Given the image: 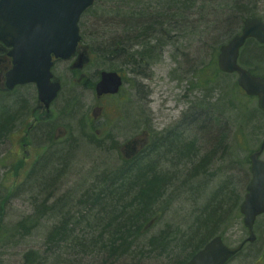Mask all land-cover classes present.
Returning <instances> with one entry per match:
<instances>
[{"label":"bare ground","instance_id":"1","mask_svg":"<svg viewBox=\"0 0 264 264\" xmlns=\"http://www.w3.org/2000/svg\"><path fill=\"white\" fill-rule=\"evenodd\" d=\"M107 1H113L112 8L105 9L102 15H111L115 21L108 25L107 33L101 35L105 42H100V37H91L96 44L94 51L98 57L97 70L91 72L89 68L93 62L91 52L88 61L84 62L86 55L84 52L89 53V50L82 47L83 36L86 34L81 26H79L81 39L75 53L69 59L57 58L54 55L52 57L53 66L58 62L83 64L84 68L89 65V75L85 74L83 78L81 73L83 69L71 68V73L75 77L79 76V79L73 82L74 87L68 92L60 108L56 109L54 106L61 101L63 93L67 91V85H63L54 72H52L51 81L59 83L60 89L52 101L47 103L40 100L35 83L18 85L13 89L0 83V98H4L0 101V111L4 110L2 107L11 106L14 115L18 118L17 123L5 131L1 138L0 149L22 129V139L28 141L29 147L31 143L35 144L42 153L40 159L38 158L39 160L32 164L27 173L25 184L30 185V187L27 186V191L24 190L25 192L22 191L18 196H14L9 194L10 189L0 182V189L7 191V194L2 192L0 196V248L9 246L8 243L17 245L16 247H24L27 251H23V264L44 263V257L47 254L30 246L31 237L27 234L33 235V232L48 218V227L41 229V232L47 231L48 239L51 241L45 245L46 250L49 253L56 250L55 253L58 256L60 254L57 253H60L62 246H69L70 248H65L69 250L65 251L66 254L71 251L72 256H67L66 259L64 255V262L67 264H90L87 263L86 258H83L84 254L92 252L89 251L92 248L88 243H92L100 250L96 258L102 259V264H147L148 262L150 264H191L214 242L229 250H237L224 264H234L238 261L239 264L244 257H249L248 254L244 256L247 250L254 252V262L263 261L264 250H261L259 246L256 227L258 220L264 216V212L255 218L254 240H251L250 232L245 224L246 216L242 212L252 182L251 156L255 152H252L246 160L251 178L244 187L243 199L240 197L237 200L238 195L235 192L240 185L243 186L242 179L235 180L228 173L225 176L223 174L225 171L230 172L233 166V163H227L226 158L234 155L228 146V136L233 128L230 123L232 118L226 114L229 107L223 101L224 93H221L219 100L212 103L192 102L187 111H182L178 118L174 117V121L177 120V122L162 125L161 128L154 125L157 120L155 115L149 116L146 113V109L155 100L149 84L140 82L144 93L139 102L133 101V94L128 93L127 96L123 94L128 84L125 75L130 74L133 77L134 74L140 80L150 79L153 64L159 55L158 51L162 52L165 46L173 45L174 38L179 40L180 37L181 40L183 31L186 30L183 26L189 24L190 19L193 20V26H195L193 28H196V21L204 24L200 30L207 27L202 31V43L199 50L203 51L204 55L198 52L193 69H197L199 64L205 61H210L214 68L213 72L221 75L218 78L226 80V90L224 86L221 89L226 91L227 95L229 92L227 85L231 80L229 78L234 80L232 89L237 93L239 91L243 93L238 72H223L220 67V57L222 49L243 34L244 23L251 17L245 18L243 23H237L232 5L207 9L206 1L197 7L199 0H190L187 3L188 7H182L185 9L182 13L176 9L169 10V7L156 8L147 3L148 1L141 5L138 4L139 0H135L136 7H133V0H130V3L121 2L122 0ZM212 6H214V0ZM94 7L88 8L82 17H85ZM224 25L235 31H229V33L228 30L224 33L215 31V28ZM90 28L96 29V25ZM217 33L221 35V38H217ZM10 51L11 48L0 42V64L9 61L13 65V58L9 56ZM187 53L182 51V57L189 58L190 55ZM236 64L251 77L264 82V43L255 38L247 39L240 48ZM137 86L140 87L139 84H136V88ZM202 86L200 75L195 74V81L190 83L188 89L194 90ZM31 88H35L36 95L28 90ZM78 88L91 91L93 96L94 102L87 108L89 112L85 117H76V112L81 111L80 103H77L72 111L73 115H70L71 105H74L73 102H76L77 98L75 94L79 92ZM103 96L111 98L102 104L104 109L100 112L98 106L101 104L97 102V98ZM244 97L251 99L246 95ZM111 100H116L120 107L114 115L108 106ZM37 104H42L47 110L45 116L38 117ZM257 107L259 114L251 115L247 119L249 123L256 122V115L264 116V110L260 109L258 104ZM149 111L151 113V109ZM61 125L66 126L69 131L64 130ZM140 131H142L141 134L137 135ZM117 141L121 142L117 143ZM263 144L264 141L257 148L258 151ZM92 147L108 157L115 153L118 159L117 166H107L106 170L95 177L92 172L82 175V170L78 167L80 160H88V164L91 162L94 165L90 155L88 156ZM24 148L27 146L24 145ZM25 159H27L26 155ZM146 166L148 168L142 169L146 172L145 174L148 173L145 181H150L151 184L154 181L157 182H155L156 186L151 188V192H155L156 197L150 201V204L144 200L145 191L133 189L134 169ZM220 166L223 168L219 170L220 172L213 169ZM206 174L208 177L223 174L226 178L222 183L223 186H217L215 183L211 194H218L223 190L232 193L230 201L224 203L227 205L223 208L224 212L213 217L209 222H207V216H203L216 205L217 200L214 197L207 200L205 206H199L203 208L198 211L193 206L190 210L182 212L181 208L175 206L179 198L190 192L187 198L196 194L197 191L208 193L209 187L198 181ZM79 177V181L76 182ZM122 177L128 179L119 181ZM84 178L89 179L88 183ZM63 179L70 180L66 186L59 187ZM91 181L93 184L89 189L87 187ZM197 197L198 194H196ZM44 198H50V200L47 201ZM51 199L56 201L52 202ZM15 200L36 206L33 207L35 221L31 227L25 226L22 229L8 227L7 213L10 206H12L11 211L14 210ZM39 202L43 204L37 207ZM188 202L192 203L191 200ZM83 203L91 208L81 213L79 204ZM100 204L103 205L101 210L108 208L109 212L121 208L122 205H130V214L136 213L135 215L139 217L137 211H140L142 215L139 218L142 222L134 234L129 236L124 234V238H120L114 244L109 239L107 241L104 238L101 239L97 230L103 231L104 221L96 222L95 218H92V212H89L92 209L93 213L96 210L95 214H99ZM105 204L108 206L105 207ZM233 206L243 216L244 228L248 235L234 246L226 243L225 233L222 230L231 212L233 213L231 208ZM75 207L78 209L75 210ZM227 207L229 210L225 213ZM107 215L111 216L110 213ZM101 217L99 216L100 219ZM79 224H85V227ZM205 226L209 228L204 229ZM16 234H18L17 237ZM79 254L83 257L74 256Z\"/></svg>","mask_w":264,"mask_h":264},{"label":"rangeland","instance_id":"2","mask_svg":"<svg viewBox=\"0 0 264 264\" xmlns=\"http://www.w3.org/2000/svg\"><path fill=\"white\" fill-rule=\"evenodd\" d=\"M127 1L130 3V0H122ZM132 1V0H131ZM207 1V4L212 3L213 0H205ZM186 2H190V0H187ZM223 0H214V7L222 6ZM157 2H154L153 4H156ZM203 3L199 2L197 3V7H200ZM210 4V5H212ZM132 5V3H131ZM133 7L135 6V0H133ZM107 8H112V1L106 0H96L95 7L90 10L86 14L85 17L81 20V29H84L85 36L84 41L82 44V47L88 48L89 54L91 52L93 62L89 66L91 68V72L97 70L96 63L98 60V57L95 55L94 48L96 47V44L94 40L91 37H100L99 41L102 42L104 39L101 38V35L103 33H107V30L110 26V24L115 21L114 17L111 15L104 16L103 11ZM160 8V7H159ZM259 8V16L264 19V0H261V3L258 6ZM196 29L193 28V20H189V24L186 26H183L186 28L184 30V34L182 39L177 40V38H174V44L165 46L163 51H158V58L155 60V63L153 64L152 68V76L150 79H144L140 80L135 77L133 74V77L128 74L126 76V80L128 84L126 85L124 89L125 96L129 94H133V101L139 102L140 97L143 95L142 90V83L149 84V87L155 97L154 102L151 103L148 109H146V113L149 116L155 115L157 120L154 122V125L157 128H161L162 125H168L177 122L174 121L175 118H178L180 116V113L182 111H187L189 106L192 102H210L219 100L221 93H224V103L225 105H228L229 109L226 111V114L228 116H231V124H232V133L228 136V146L229 150L233 151V156L226 158L227 163H233L232 168H230V172H224V176L229 175L232 176V179L235 178V180L242 179L243 186L240 185L238 189L235 190V192L238 195L237 200H239L240 197H244L245 195V189L248 181L250 180V168L249 164L247 163V157L250 156V154L257 150L259 145L264 141V116L261 117L260 115H256V122L249 123L247 119L255 114L257 112V101L253 99L245 98L243 93L239 91L237 93L236 90L232 89V85L234 80L233 78H229L230 84L227 85L229 88L228 95L226 91H223L221 88L225 87L226 80L224 78H218V73L215 74L213 72L214 68L213 65L210 64V61H205L203 64H199V67L197 69H193L195 66L194 60L196 59V56L199 54L204 55L203 51L200 50V45L202 43V29L201 25L202 22L196 21ZM92 25H96V29H91ZM109 25V26H108ZM105 26H108L107 29H104ZM193 32V33H192ZM182 34V33H181ZM193 34V35H192ZM109 37V36H107ZM179 41V42H178ZM105 42V41H104ZM182 49H179V48ZM137 49V48H134ZM182 51L188 52L189 58L186 56L182 57ZM188 59V60H187ZM71 63L69 62H58L55 65L54 68V74L57 78H59L63 85H67V91L63 93L62 99L54 108L58 109L61 107V105L64 103L66 96L68 95V92L74 87L73 82L78 81L79 76L75 77L71 73ZM89 68L88 66L83 70L81 73L88 74L89 75ZM198 72V73H196ZM195 74L200 75L201 81L203 83V86L198 89H192L189 90L188 86L192 81H195ZM235 79V78H234ZM133 80V82H132ZM236 80V79H235ZM218 82V83H217ZM0 83L4 84V75L0 77ZM136 84L140 85L137 86ZM218 84V86H217ZM221 84V85H220ZM216 85V89H214V86ZM35 89V88H34ZM33 88L28 89L34 92L36 95V92ZM79 89V92L75 94L77 96L76 102H73L74 105H71L70 108V115L72 114L73 109L77 106V103H80L79 109L81 111L76 112V117H85L88 115L89 110L87 109L90 104H93V96L91 91H86L84 89ZM226 90V87L224 88ZM27 90V91H28ZM126 91V92H125ZM184 95V97H183ZM164 98V100H163ZM126 99V98H125ZM38 106V104L36 105ZM35 106V108H36ZM111 109L112 114L114 115L116 111L120 110L119 105L117 104V101L111 100L109 105ZM167 107V108H166ZM231 107V109H230ZM168 108H170L168 110ZM140 109V106H139ZM151 109V113L150 110ZM153 112V113H152ZM259 114V113H258ZM84 115V116H83ZM43 116V114L39 115L38 117ZM62 116V115H61ZM73 116V118H76ZM173 117L172 119H169ZM70 119V118H67ZM74 124L76 122H73ZM61 127L64 128L67 132L69 131L66 126L61 125ZM23 130H19L3 147L0 149V182L4 184L7 188H9L8 192L11 195L18 196L22 191H27L28 189L25 184V180L27 177V173L30 170V167L32 164L40 157H41V150L39 148H36V145L31 143V146L29 147V143L26 139H22L21 135ZM142 131H140L137 135H140ZM136 135V136H137ZM121 142V141H117ZM24 145L27 146V148H24ZM93 149L89 151L88 156L90 155V159H92L94 165L87 161L80 160V164H78V167L82 170V175L86 174L87 172L90 174L93 173V177L98 174L102 173L103 170H106L105 168L108 166H117L118 159L116 154H110L111 156L108 157V155H105L100 150H97L95 147H92ZM28 154H27V153ZM25 155L27 156V159H25ZM38 159V160H39ZM262 159L264 160V154L262 156ZM84 162V163H82ZM89 165V167H88ZM88 167V168H87ZM108 169V168H107ZM216 169V171L220 172L219 170L223 169L221 166L213 168ZM215 173L214 170H211ZM224 171V170H223ZM222 175H211V177H208V175L201 176L198 181H201L205 184V186H208V193L207 191L200 192L197 191L196 194H198V197L196 198V194L191 196L190 198H187L191 194H185L181 198L177 200V205L179 208L182 209V212H185L187 210H190L193 206H195V209L198 211L202 209L203 207H199L202 205H206L207 200H211L213 197L216 198L217 202L221 201L220 203L224 207L225 198L228 200L232 196V193H228L226 191H219L218 194L213 193L211 194V190L215 186V183L217 186H223L222 183H224V179H226ZM82 175L80 177H82ZM80 177L76 180L79 181ZM82 179V178H81ZM87 183L89 181L88 178H84ZM244 179H247V181H244ZM70 180V179H68ZM68 180L63 179L60 186H66L68 184ZM24 182V185H23ZM74 185L75 183H71ZM93 182L91 181L87 188H91V185ZM30 187V185L28 186ZM24 191V192H25ZM5 193L7 194V191L3 189H0V196L1 194ZM35 194V193H34ZM30 196V195H25ZM218 198V199H217ZM44 200H50V198H44ZM52 200V199H51ZM189 200L192 201V203L188 202ZM42 201V200H41ZM56 200H52V202H55ZM194 201V203H193ZM233 202V200L231 201ZM186 203V204H185ZM189 203V204H188ZM16 204V205H15ZM14 204V210L11 211V207H9L8 213H7V223L8 227H17L18 229H22L23 227H31L33 222L35 221L34 218V209L33 205L29 204H23L20 200H15ZM32 204V203H31ZM42 202H39L37 204V207L42 205ZM185 204V205H184ZM234 204V202H233ZM215 206V205H214ZM212 206V208H214ZM217 206V205H216ZM227 206V205H226ZM36 207V206H35ZM233 208V213L231 212L228 220L224 224L222 230L224 231L225 240L226 243L229 245H237L239 244L244 238H246L248 235L246 234V230L244 228L243 224V216L239 214L238 210L235 209V206L231 207ZM75 210L78 208L75 207ZM177 210V208H175ZM222 209V208H221ZM195 210V211H196ZM223 210V209H222ZM228 207L225 213L228 212ZM48 218L45 219L44 222L38 227L37 230L33 232V235H29L31 237L29 240L31 242L30 246L35 247L37 251L43 252L47 254L44 259V263L42 264H67V262H64V258L66 256H72L71 251H68L66 254L65 248H70L69 246H62L60 249V255H56V250L49 253L46 250L45 245L49 242H51L48 239L47 231H42L43 228L48 227L49 223L47 222ZM85 223V222H82ZM89 223V221H88ZM29 224V226H28ZM81 226L85 227V224H79ZM264 216L258 220L256 232L259 238V246L261 247V250H264ZM25 233V232H24ZM18 234H16L17 237ZM9 246L0 248V264H23V251H27V249L24 250V247H16L17 245L9 244ZM90 245V248H92L86 254L82 255H74L75 257H83L86 258L85 260L87 263L90 264H102L103 260H99V258L96 256L98 255V250L95 245L92 243H88ZM50 249V248H49ZM63 253V255L61 254ZM80 253V252H77ZM249 257H244L243 261L239 264H264L263 261L257 263L258 261H253L254 252L247 250L244 254ZM65 255V256H64ZM96 258V260L94 259ZM59 259V260H58ZM58 260V261H57ZM59 262V263H57ZM69 262V260H68ZM239 262V261H238ZM238 262H235L234 264H238ZM147 264H150L148 262Z\"/></svg>","mask_w":264,"mask_h":264},{"label":"water","instance_id":"3","mask_svg":"<svg viewBox=\"0 0 264 264\" xmlns=\"http://www.w3.org/2000/svg\"><path fill=\"white\" fill-rule=\"evenodd\" d=\"M95 0H0V42L11 48L13 68L6 74V87L35 83L40 100L52 101L60 89L51 81L53 55L69 59L80 41L79 22ZM241 36L222 49L220 67L223 72L239 74V84L250 97H257L264 110V82L237 67L240 48L249 38L264 43V22L248 18ZM264 144L251 156L252 182L242 212L254 240L255 218L264 212V161L260 160ZM237 250H229L214 242L191 264H224Z\"/></svg>","mask_w":264,"mask_h":264},{"label":"trees","instance_id":"4","mask_svg":"<svg viewBox=\"0 0 264 264\" xmlns=\"http://www.w3.org/2000/svg\"><path fill=\"white\" fill-rule=\"evenodd\" d=\"M140 2H138V4L143 5L145 2L152 4V6H156V8H168L169 10H173L176 9L177 11L181 12L184 11L185 9H183L182 7L187 6L189 2H186L187 0H154V1H149V0H139ZM113 2V1H112ZM154 2H157L156 4H153ZM199 2L204 3L205 0H199ZM207 2V1H206ZM261 3V0H223V2L221 3L222 6L224 5H232V11H234L235 15H236V22L238 23H243V21L245 20V18L247 17H252V16H259V4ZM212 4V3H210ZM207 4L206 8L210 9L214 6ZM203 24V22H202ZM204 25V24H203ZM201 25V27L203 26ZM136 27V26H135ZM195 27V26H193ZM207 28V27H206ZM205 28V29H206ZM196 29V28H194ZM203 29V30H205ZM219 29V30H218ZM228 30L233 32L235 31V29L224 25L221 26L219 28H215L216 32H221L224 33ZM218 36L217 38H221V35H219L217 33ZM147 55V54H146ZM11 66V64L9 63V61H6L4 64H2V66L0 67V77L2 76V74L4 73V71L7 70V68H9ZM4 98H0V101L3 100ZM12 99V98H11ZM4 110L0 111V143H1V138H3L5 131L10 127L14 126L15 123H17V117L16 115H14V111H12L11 106L7 107H2ZM144 168H148V166L146 167H137L134 169L133 171V177L132 179L134 180V184L133 185V189L134 191L142 190L143 192L145 191L143 197L144 200L146 202H148L150 204V201L153 200L156 197L155 192H151V188H153L154 186H156V181H154L153 184L150 183V181H145V177L148 175L145 174L146 172H144ZM144 169V170H142ZM139 177V178H138ZM128 179L127 177H122L119 179V181H123ZM147 182V183H144ZM156 182V183H155ZM53 183V182H52ZM144 183V184H143ZM151 184V185H150ZM159 184V182H158ZM143 186V187H142ZM153 186V187H152ZM142 188H147L142 189ZM231 198H228V200L225 198V201H230ZM222 203L221 201L217 202L216 205L214 206V208H212V210L208 211L207 213H205V215L203 217L207 216V222H209V220H212L213 217L215 218L216 216H219V214H221L222 212H224V210H222L224 207L220 204ZM229 203V202H228ZM90 205L92 203H89ZM88 204L83 203V204H79V207H81V213L88 209L91 208L90 206H87ZM108 204H105V207H107ZM123 206V205H122ZM121 208H116V210L110 211L108 210V208H106V210H101V208H103V205H99V214H95L97 211L95 210V213H93L92 209L89 210V212H92L91 215L93 216L92 218H95L96 222H100V221H104V225H103V231L101 230H97L99 232V235L101 237V239H105L107 241V239H109L111 242L116 243L117 241H119L120 238H124V234H126V236L132 235L135 233L136 229L139 227L140 223L142 221H140L141 217V213L140 211H137V214L140 215L139 217L137 215H135L134 213L130 214L129 212V208L130 205H125ZM224 206H226L224 204ZM222 208V209H221ZM101 211V212H100ZM110 215H107L109 213ZM99 216H102L101 219L99 218ZM109 216V217H107ZM210 225V224H208ZM208 226H205L204 229H208ZM188 238H192L193 236H187ZM188 242V241H187ZM130 245V244H129ZM100 251V250H98ZM99 253V252H98ZM135 257V256H134Z\"/></svg>","mask_w":264,"mask_h":264},{"label":"flooded vegetation","instance_id":"5","mask_svg":"<svg viewBox=\"0 0 264 264\" xmlns=\"http://www.w3.org/2000/svg\"><path fill=\"white\" fill-rule=\"evenodd\" d=\"M86 55H85V60H84V62H86V61H88V56H89V53L87 52V51H85L84 52ZM88 53V54H87ZM84 59V58H83ZM57 64V63H56ZM55 64V65H56ZM82 65L83 64H75V63H73L72 62V64H71V68H76V69H83V70H85V68L84 67H82ZM89 66V65H88ZM78 71H82V70H78ZM85 76V74L83 73V75H82V78ZM109 98H111L110 96H103V97H101V98H97V102H99L101 105L100 106H98V110L100 111V112H102V110L104 109V106H102V104H104L105 102H106V100L107 99H109ZM37 113L39 114V115H41V114H43V116H45L46 115V113H47V110L44 108V106L42 105V104H39L38 105V107H37ZM43 116H40V117H43Z\"/></svg>","mask_w":264,"mask_h":264}]
</instances>
